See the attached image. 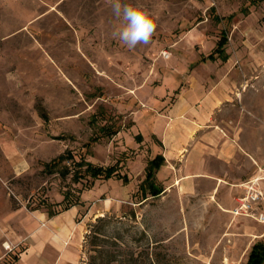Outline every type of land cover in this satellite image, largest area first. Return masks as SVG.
Returning a JSON list of instances; mask_svg holds the SVG:
<instances>
[{
  "label": "rangeland",
  "instance_id": "rangeland-1",
  "mask_svg": "<svg viewBox=\"0 0 264 264\" xmlns=\"http://www.w3.org/2000/svg\"><path fill=\"white\" fill-rule=\"evenodd\" d=\"M263 1L148 0L162 10L157 30L147 45L129 49L113 36L121 21L106 0H0V192L8 209L58 211L78 201L89 217L77 264L90 256L95 264L245 263L264 223L234 218L218 201L225 195L232 208L239 183L264 174V16H249ZM239 20L250 28L233 32ZM224 30L227 62L243 67L245 80L236 88L242 100L229 102L221 123L250 142L255 158L237 161V185L217 186L213 197L177 189L142 199L149 182H161L157 173L146 178L158 149L134 124L144 108L139 95L160 85L164 93L173 88L174 98ZM215 65L204 74L215 79ZM64 152L66 160L45 167ZM79 160L114 164L119 173L94 177Z\"/></svg>",
  "mask_w": 264,
  "mask_h": 264
},
{
  "label": "crops",
  "instance_id": "crops-1",
  "mask_svg": "<svg viewBox=\"0 0 264 264\" xmlns=\"http://www.w3.org/2000/svg\"><path fill=\"white\" fill-rule=\"evenodd\" d=\"M256 13L264 16V1L250 7L249 16L253 18ZM255 20L253 18V22ZM240 21L232 23L233 32L250 28L251 24L240 27ZM224 31L229 41V32ZM214 49L201 54L203 66L194 67L176 88L174 98L169 97L173 88L164 93L161 89L157 91L160 85L153 87L152 93L139 95L144 108L133 120L137 121L134 124L147 130L148 137L156 141L157 153L164 157L156 172L163 187L161 195L180 189L181 193L189 194L205 190L213 197L217 186L227 182L237 185L238 182L231 179L237 178L232 171L234 164L255 153L250 142L228 134L221 123L229 114V102L236 104L243 98L236 88L244 84L242 73L245 71L243 67L228 64L230 54L226 47V57L217 52L216 57H210ZM218 58L225 64H213ZM206 64L217 68L215 79L204 74ZM158 92L165 96L159 97ZM1 195L2 192L0 264L6 258H10L11 264H77L89 217L86 210L81 212V204L74 203L52 213L49 209L29 210L11 205L8 209V203ZM225 200V195L219 197L218 205L227 211L230 208L223 204ZM4 241L10 248L3 245Z\"/></svg>",
  "mask_w": 264,
  "mask_h": 264
},
{
  "label": "clouds",
  "instance_id": "clouds-1",
  "mask_svg": "<svg viewBox=\"0 0 264 264\" xmlns=\"http://www.w3.org/2000/svg\"><path fill=\"white\" fill-rule=\"evenodd\" d=\"M121 26L113 33L129 49L147 45L157 30L162 10L148 0H106Z\"/></svg>",
  "mask_w": 264,
  "mask_h": 264
},
{
  "label": "trees",
  "instance_id": "trees-1",
  "mask_svg": "<svg viewBox=\"0 0 264 264\" xmlns=\"http://www.w3.org/2000/svg\"><path fill=\"white\" fill-rule=\"evenodd\" d=\"M228 42V35L225 31H222V34L220 36V38L217 41L216 47L214 49V51L209 54L210 57H216V53L222 55L223 57H226L227 54L225 53V47L226 44ZM67 154L61 153L58 156H56L55 158L51 159L50 161H46L44 162L45 167L48 166H56L58 163L63 162L64 160H66V156ZM70 155V154H69ZM72 155H70L71 157ZM164 161V157L161 153H157L153 158L149 159V162L146 166V178L149 179L153 178L154 176H156V172L158 170V168L160 167V165L163 163ZM76 164L78 165H86V170L89 172L90 175L94 176V177H103V178H110L111 176L119 173L117 166L114 164L108 165V166H103V165H97L94 164L91 161H86L85 160H79L76 161ZM70 168L66 167L65 171H69ZM77 168L75 169V176L77 175ZM149 190L146 191V193L144 192V196L142 199H145L147 196L149 195H160V193L163 191V187L162 186H157L155 183L149 182V186H148ZM67 198V195L64 194V199ZM141 201V200H139ZM74 203H78V201L75 202H71L69 201L65 206H63V209L69 207L70 205L74 204ZM49 211L55 212L57 210H51L49 208ZM102 218V217H100ZM86 264H95V260H94V256H90L89 260L87 261ZM239 264H264V237L260 238L258 240H256L250 247V250L248 252V257L245 263H239Z\"/></svg>",
  "mask_w": 264,
  "mask_h": 264
},
{
  "label": "built area",
  "instance_id": "built-area-1",
  "mask_svg": "<svg viewBox=\"0 0 264 264\" xmlns=\"http://www.w3.org/2000/svg\"><path fill=\"white\" fill-rule=\"evenodd\" d=\"M261 180H264V174L253 175L240 183L242 191L229 209L234 217L244 215L264 223V185Z\"/></svg>",
  "mask_w": 264,
  "mask_h": 264
},
{
  "label": "bare ground",
  "instance_id": "bare-ground-1",
  "mask_svg": "<svg viewBox=\"0 0 264 264\" xmlns=\"http://www.w3.org/2000/svg\"><path fill=\"white\" fill-rule=\"evenodd\" d=\"M100 214H103V213H100Z\"/></svg>",
  "mask_w": 264,
  "mask_h": 264
}]
</instances>
